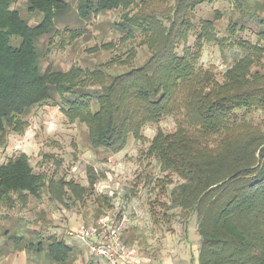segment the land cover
I'll return each mask as SVG.
<instances>
[{
    "label": "trees",
    "instance_id": "1",
    "mask_svg": "<svg viewBox=\"0 0 264 264\" xmlns=\"http://www.w3.org/2000/svg\"><path fill=\"white\" fill-rule=\"evenodd\" d=\"M17 1L0 0V142L7 128L21 133L24 118L36 106L48 102L57 106L59 100L69 123L87 128L91 148L114 155L127 147L130 138L143 141L147 126L159 127L173 118L176 131L158 128L147 154L158 160L164 173L180 181L171 191L168 210L197 217L199 264H264V127L239 117L242 111L264 113V15L253 16L258 38L254 44L233 41L236 24L230 25L229 39L217 36L215 23L204 20L189 46L193 12L219 0L87 1L78 11L81 19L120 10L123 15L114 27L123 33L121 45L138 35L151 53L145 64L108 77L104 70L79 67L59 72L49 66L41 71L37 41L54 32L58 15L69 4L23 0L28 13L43 15V21L32 27L14 7ZM242 1L246 0L233 3L240 12ZM258 6L263 12L264 2ZM79 36L73 33L71 39ZM205 44L221 50L238 46L247 55L218 82L212 70L198 66ZM179 47L183 53L177 52ZM115 48L108 43L100 49ZM127 53L126 60L119 56L116 61L129 65L136 54L133 49ZM62 163L58 161V167ZM87 176L88 187L55 175L48 178L33 172L30 159L21 154L0 166V205L26 207L30 197L41 199L48 189L53 202L68 207V202L77 204L90 196L101 177L93 167L87 168ZM4 233L7 254L24 249L41 254L48 247L53 263H73L75 248L55 236L45 245L24 244V237Z\"/></svg>",
    "mask_w": 264,
    "mask_h": 264
},
{
    "label": "rangeland",
    "instance_id": "2",
    "mask_svg": "<svg viewBox=\"0 0 264 264\" xmlns=\"http://www.w3.org/2000/svg\"><path fill=\"white\" fill-rule=\"evenodd\" d=\"M87 1L96 0H66L68 9L58 15L54 32L37 41L41 71L44 72L49 66L52 71L59 72H69L79 67L82 70H104L108 77H114L145 64L151 53L140 44L143 40L141 37L136 35L134 40L122 45L120 43L123 33L114 24L120 22L123 12L116 10L97 16L92 13L91 20L86 21L81 19L78 11ZM261 2L264 0L242 1V12L233 4L234 0L198 7L191 16L194 29L189 36V46L194 45L204 20L215 23V34L219 37L230 39V25L236 24L238 31L233 41L256 43L257 27L253 26L256 21L253 16L256 13L264 15V10L260 11L258 6ZM14 7L19 9L22 18L32 27L43 21L41 13L27 12L23 0H18ZM241 27H245L244 32L240 31ZM73 33H80V36L72 40ZM108 43H113L116 48L100 49ZM15 44L18 45L17 42ZM95 47L97 51H93ZM132 49L136 56L129 65L116 61V57L117 60H126L127 52ZM177 52L183 53L182 47ZM246 55L238 46L221 50L214 44H205L198 66L204 71L212 70L215 80L222 82L224 74ZM112 60L117 64L105 68L104 65ZM63 104L59 100L57 106L52 102L36 106L24 118L26 125L21 133L7 128L0 142V166L26 154L36 174H45L48 178L55 175L57 179L66 178L88 187L87 168L93 167L101 176L100 180L90 196L86 194L77 204L68 202V207L53 202L48 189L42 192L41 199L30 197L26 207L18 205L10 209L0 205L1 253L7 254L3 249L7 242L5 231L16 237H24V244L41 241L45 245L51 236L64 241L66 237L69 238L70 232L77 231L81 226H90L100 218H108L123 232L122 241L137 246L143 255H147L145 250L150 246L168 243L182 245V252L189 246L193 254L197 255L201 245L197 217L178 209L168 210L171 191L180 181L164 173L158 160L147 154L158 128L165 133H174L177 121L167 118L159 127L147 126L142 134L143 141L130 138L127 147L114 155L107 150H93L87 142V128L79 122L69 123L61 111L65 107ZM93 109H97L96 105ZM239 117L264 127L263 112L245 114L242 111ZM58 161L63 162L59 167ZM163 249L168 251L167 247ZM47 250L48 247L39 255L28 249L23 251L29 258H35V262L38 260L41 264H50ZM12 252L22 253L20 250ZM79 252L86 254L84 250ZM95 261L104 262L100 258ZM95 261L90 259L87 264H99Z\"/></svg>",
    "mask_w": 264,
    "mask_h": 264
},
{
    "label": "crops",
    "instance_id": "3",
    "mask_svg": "<svg viewBox=\"0 0 264 264\" xmlns=\"http://www.w3.org/2000/svg\"><path fill=\"white\" fill-rule=\"evenodd\" d=\"M220 2L222 0H219ZM217 1L213 4L216 5L219 3ZM94 224V223H93ZM92 225V224H90ZM121 237H123V232H121ZM64 242L72 247H74V253L72 255L73 263L70 264H87L90 259L95 261L96 257H92L89 254V251L83 243L79 242L76 239L67 238L64 239ZM126 242V241H125ZM128 244V243H127ZM129 247L134 248L136 250V264H199V255L193 254V250H190L189 246L188 249L185 247V250L182 252L180 244L177 243H168V244H156L153 247H148L145 252L147 255H143L139 253L137 246L129 245ZM167 247V252L164 251V247ZM80 248V249H79ZM79 250L86 251V254L83 255L79 252ZM25 252V253H24ZM42 254V253H41ZM39 255V254H38ZM48 257V255H47ZM35 258H29L26 254V251L22 250V253L19 252H8V254L0 253V264H41L38 260L34 261ZM48 260H50L48 258ZM103 260V259H102ZM50 264H55L50 260ZM99 264H108L105 260L104 262L95 261Z\"/></svg>",
    "mask_w": 264,
    "mask_h": 264
},
{
    "label": "built area",
    "instance_id": "4",
    "mask_svg": "<svg viewBox=\"0 0 264 264\" xmlns=\"http://www.w3.org/2000/svg\"><path fill=\"white\" fill-rule=\"evenodd\" d=\"M68 237L86 245L92 257L108 264H136V250L122 241L121 231L108 218H100L90 226H81Z\"/></svg>",
    "mask_w": 264,
    "mask_h": 264
}]
</instances>
